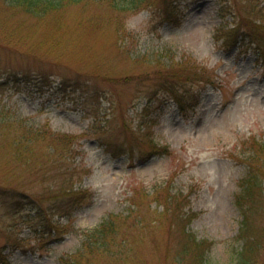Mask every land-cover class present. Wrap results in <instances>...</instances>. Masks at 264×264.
I'll return each instance as SVG.
<instances>
[{
    "label": "rangeland",
    "instance_id": "obj_1",
    "mask_svg": "<svg viewBox=\"0 0 264 264\" xmlns=\"http://www.w3.org/2000/svg\"><path fill=\"white\" fill-rule=\"evenodd\" d=\"M11 1L0 0V264H200L197 249L185 252L180 213L160 214L161 190L189 197L185 211L198 214L189 230L211 243L205 264H237L250 237L264 264V196L246 236L234 199L250 143L264 142L263 61L249 37L224 44L246 0H139L127 13L87 0L42 19ZM181 61L214 84L158 90L159 67ZM18 119L73 137L63 156L44 149L35 163L16 162L2 124ZM150 138L170 153L148 156ZM71 188L77 204L61 208L55 196ZM130 203L141 218L127 215ZM110 215L126 247L86 252L87 231Z\"/></svg>",
    "mask_w": 264,
    "mask_h": 264
},
{
    "label": "trees",
    "instance_id": "obj_2",
    "mask_svg": "<svg viewBox=\"0 0 264 264\" xmlns=\"http://www.w3.org/2000/svg\"><path fill=\"white\" fill-rule=\"evenodd\" d=\"M86 1L87 0H12L10 4L14 7H21L22 10H24L27 14L34 16L37 19H42L46 18L49 14L59 12L67 7H77V5L84 4ZM106 1H108L109 6H111L112 9L124 13L132 12L141 3L139 0ZM246 4L247 7L244 11L243 19H241L239 23L235 24L234 27L231 28L229 32H227L229 36L226 37L227 39L225 38L224 44L229 46V48H232L238 45L240 42V37H249L250 44L256 46V51L259 54L257 59H259L261 62L263 61L262 63L264 65V0H246ZM222 17H224V15H222ZM29 51L30 53H34L32 48H30ZM168 66L169 69H167L166 66L163 69H160L159 67L156 77L161 79V82L157 87L159 88L158 90L166 91L175 95V97L178 89L182 85L194 83L197 80H201L202 82L206 83V85L214 84V79L211 78L210 75L207 76L205 71H202L201 74V72H198L196 68L190 65V62L181 61L178 63L177 68L176 66L173 67L171 64ZM172 67L173 69L170 70ZM42 77L46 79L45 75ZM107 78L108 80H111L110 77ZM177 100L180 101V98L177 97ZM2 122L3 119L0 118V125ZM5 122L6 124H2L5 127L4 129L7 131L9 136L11 135L13 137L10 142V147L15 149L14 158L16 162H19L21 165L34 162L33 160H36L37 158H34L33 156L36 155L37 152H40L38 153V155H40L42 151H45L44 149L48 150L52 155L57 153L58 155L63 156L62 154L66 149V143L69 142V139L73 138L66 134H53L50 137H47L46 133H43L42 130L25 129L27 127L20 125L21 121L19 122V119L13 120L11 122ZM149 140L150 153L148 156H162L170 153V148L168 146L158 145V143H156L153 138H150ZM250 145H252V152L254 155L248 164L249 172L246 174V176H244V178H242L240 183L241 191L234 198L239 207L238 209L243 216V222L239 229L241 236H246L245 234L249 233L250 224L248 218H250L249 216L252 213L255 202H257L259 196H264V166L259 164V161L264 162V156H261V153L264 155V142L262 143L254 140L252 143H250ZM166 193L168 194L165 195L162 190L158 191L157 194L153 193L155 194L156 201L163 205V210L160 212V214L167 216L171 212L175 214L180 213L181 222L186 224L184 232H182L187 237V246L185 248V252L190 253L192 250L197 249L198 251L195 253L199 263L205 264L206 254L208 252L207 246L211 245V243H208L207 241H199L196 235H194V233L190 232L189 230L188 224L198 216L196 212L190 213L185 211V207L189 203V197L183 194L172 193V191L171 193L170 191H167ZM79 194L80 192L74 191L73 188L65 189L62 192V195L55 196V199H62L61 208L63 206L66 207L68 204H72L73 206L77 204L75 203L74 198ZM16 204H18V201H16ZM32 204L37 210L35 217H42L39 203H36L34 200L32 201ZM130 204L131 205L127 215L132 216L136 214L138 218H141V215L139 214L141 210L139 204ZM118 217L119 215H110L108 218L103 220L102 223L98 225V227L87 231L83 243L84 247L82 248L86 252L90 251L92 254L102 255L104 253L110 254L114 252V250L123 248V246L126 247L125 245L127 243H125L124 240H121V234L119 230L120 225L116 224ZM125 234L126 233H124V235ZM253 239V237L248 239L250 240V249L249 251L248 249H244L240 252L241 258L237 264H256V256L254 251L255 244L253 243ZM4 250L5 249H0L1 263H5V260H7Z\"/></svg>",
    "mask_w": 264,
    "mask_h": 264
}]
</instances>
